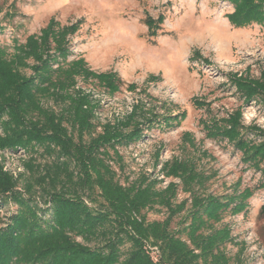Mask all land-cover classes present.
<instances>
[{
  "label": "trees",
  "instance_id": "1",
  "mask_svg": "<svg viewBox=\"0 0 264 264\" xmlns=\"http://www.w3.org/2000/svg\"><path fill=\"white\" fill-rule=\"evenodd\" d=\"M228 1L231 26L264 27V0ZM164 18L144 17L149 37L157 36ZM80 25L50 17L23 42L14 39L10 52L0 47V153L25 156L15 174L0 157V208L9 201L16 206L0 214V264H232L223 249L232 241L230 228L217 224L225 213H244L255 190L264 189V128L245 125L242 106L226 117L199 120L205 137L226 140L247 168L259 172L253 187L238 183L227 195L205 193L211 176L192 156L163 161L162 179L120 181L119 148L153 128L180 126L186 112L152 96L147 85L160 77L148 74L142 85H125L138 95L130 109L101 121L98 94L112 98L125 83L116 71H95L72 52L70 37ZM191 58L207 61L198 50ZM226 78L243 104L264 106V69L258 76L227 72ZM192 101L209 110L204 101ZM182 141L195 147L190 132ZM179 190L187 197L178 201ZM152 208L164 217L149 220Z\"/></svg>",
  "mask_w": 264,
  "mask_h": 264
},
{
  "label": "rangeland",
  "instance_id": "2",
  "mask_svg": "<svg viewBox=\"0 0 264 264\" xmlns=\"http://www.w3.org/2000/svg\"><path fill=\"white\" fill-rule=\"evenodd\" d=\"M231 10L228 0H0V47L10 52L14 39L23 42L50 17L61 24L81 20L80 28L70 37L72 52L82 55L95 71H116L125 83L112 98L98 94L101 121L128 111L138 95L127 91L125 85H142L148 74L159 75L160 80L149 83L147 91L160 101L176 104L175 111L186 112L180 126L153 128L135 143L119 148L124 168L118 171L120 181L140 175L162 179L163 161L192 156L200 171L211 176L201 190L227 195L238 183L240 189L258 184L259 172L247 168L241 153L226 140L205 137L199 120L226 117L242 106L243 123L264 128V106L257 100L243 104L226 78L227 72L258 76L264 69V27L231 26L225 16ZM160 13L165 17L162 26L156 37H149L143 19ZM193 50L207 61L192 60ZM79 85L83 83L79 81ZM84 86L91 87L88 83ZM193 98L204 101L209 110L207 106L198 108ZM185 131L191 133L195 147L183 143ZM2 155L7 170L14 174L21 171L23 154ZM186 197L179 190L177 200ZM263 203L264 189H257L244 213H225L217 224L230 228L232 241L223 249L232 264H264ZM15 209L9 201L1 206L0 214L6 217ZM163 217L159 208L147 210L149 220ZM179 217L174 220L176 225Z\"/></svg>",
  "mask_w": 264,
  "mask_h": 264
}]
</instances>
